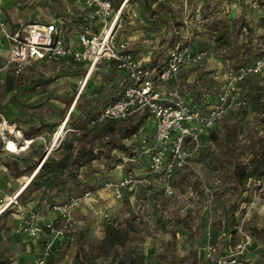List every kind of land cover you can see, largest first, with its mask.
<instances>
[{
  "label": "rangeland",
  "instance_id": "obj_1",
  "mask_svg": "<svg viewBox=\"0 0 264 264\" xmlns=\"http://www.w3.org/2000/svg\"><path fill=\"white\" fill-rule=\"evenodd\" d=\"M158 1L167 7L168 18L153 14L158 12L155 5L148 10L142 0H122L113 9L102 33L110 30L115 43H127V51L135 53L136 58L151 54V60L160 66L174 38L186 46L191 56L204 51L205 56L196 63L189 58L185 60L173 83L175 98L187 95L196 100L207 95L213 103L226 90L232 101L242 99L247 104L243 108L231 105L223 112L215 125L216 142L203 134L186 147L184 163L176 169L180 175L176 179H170L161 169L148 173L146 156L142 153L136 160L124 158L121 166L112 168L97 161L82 169L83 189L79 188L81 195L75 196L79 202L74 205L70 185L42 198L38 191L24 190L26 181H30L25 167L36 153H42L43 157L58 156L67 147L77 146L81 136L76 132L78 112L74 111L69 124L67 114L76 101L96 102V97L90 99L92 95L87 91L94 90L102 76L89 63L83 73L74 63L70 67L52 64L51 60L26 62L11 88L6 86L11 81L9 77L0 84V107L5 108L4 115L8 116L0 115V251L23 259L21 264H36L39 259H43V264H123L121 261L129 264V259L134 258L141 260V264H233L230 256L254 241L251 228L264 227V179L246 194L248 202L239 203L236 208L235 235L231 236L224 218L226 206L235 198L230 191L232 162L246 161L256 142L264 137V70L241 82L235 81L231 64L215 51L203 28L209 17L226 16L239 21L242 17L262 15L264 0ZM3 8L4 16L13 25L56 24L65 29L72 48L80 49L76 40L80 33L94 34L82 24L85 15L82 0H4ZM172 22L176 24V35L170 27ZM97 51L98 46L91 48L90 55ZM8 54L7 46L1 43L0 67L8 64ZM252 59L248 60L250 65ZM1 78L4 79L3 75ZM84 91L87 96L81 99ZM61 111L65 113L62 115ZM90 125L89 129L95 126ZM30 130L36 135L26 138L24 132ZM151 133L149 124L139 137L151 140ZM8 141H13L18 149L23 143L28 145L22 151L12 152L7 148ZM114 155L121 156L118 152ZM14 164L22 176L15 177ZM127 177L132 182L123 183ZM118 188H121L119 196ZM22 191L18 201L16 198ZM30 197L43 203L36 206L40 211L34 225L40 229L33 237L17 231L23 217L16 212L24 211L23 205ZM53 207L59 208L65 217L58 216ZM124 220L135 226L128 241L115 247L109 257L97 258L105 225Z\"/></svg>",
  "mask_w": 264,
  "mask_h": 264
},
{
  "label": "trees",
  "instance_id": "obj_2",
  "mask_svg": "<svg viewBox=\"0 0 264 264\" xmlns=\"http://www.w3.org/2000/svg\"><path fill=\"white\" fill-rule=\"evenodd\" d=\"M107 1L110 2L112 9L115 10L119 7L122 0H116V2L112 0ZM142 2L144 7L148 10L151 9L152 5H155L158 12L153 14H160L162 18H168V9L161 1L142 0ZM258 2L262 1L259 0ZM3 3L4 0H2L1 6L2 16L4 21L13 28L17 24L13 25L8 21L6 16H4ZM261 5L264 8V1ZM85 15L84 21L82 22L83 26L85 25L84 27L87 29H95L94 26L92 27V25L86 21ZM175 26L176 24L172 22L170 27L175 31L174 35L178 32L177 29H175ZM203 28L209 35L211 43L215 47V51L219 52L221 57L231 64L234 71L239 67L250 65V62H248L249 58H253L252 64L257 60L264 58V13L259 16L250 17V19L242 17L239 21L231 20L226 16L213 19L209 17V19L203 23ZM64 30L65 29H63V31ZM174 39L171 40L172 46L169 51L186 48V46L182 45V43L180 44L176 38ZM127 50L128 49H126L125 53L131 55ZM199 53L205 52L201 51ZM32 62L44 63L46 60ZM51 63L68 64L70 67H73L71 64L74 63V65L79 66L78 69H81L83 73L89 65L87 62H76L69 57L51 60ZM162 66L163 65L160 66L152 60L148 64L141 65L142 69L147 71L160 69ZM24 67L25 64L22 70L17 74L15 73L14 66H10L9 69L7 68L2 72L0 71V84H4L9 77L12 83L11 81H7L6 86L7 89L11 88L10 85L15 83L13 82L14 78L17 77L16 75L23 73ZM95 67L96 70L100 72L99 75L102 76V81L98 86L94 87V90H88L87 92L92 95V98L90 99H93L94 96L96 97V102L92 103V100H86L84 103L80 104L76 101L73 110L67 114L68 120L66 124H69L68 122L73 118L74 111L76 110L78 112V127L76 128V132L80 133L81 136L77 139V146L67 147L58 156L47 155L43 157L42 153H36L35 159L32 158L33 161L29 162L27 167H25L30 173V181L24 190H29V193L38 191L42 198L44 195L49 194L52 191L58 192L59 188L62 186L65 187L70 185L71 197L80 196V191L83 189L81 188L83 186V181L81 179L83 168L91 166L97 161H103L109 168H112V166H121L124 158L133 161L140 157L142 153V150L140 149L142 141H146L147 143L152 141V138L149 140L150 137H147L149 139H147L146 136L142 139L139 137V133L145 127H148L149 124H152L153 131V122L150 118L151 115L146 110L136 112L123 120L111 118L99 119L104 109L116 102L121 97L123 91L129 87L132 82L126 71L117 68V62L114 60L102 61ZM101 68H105L104 72L101 71ZM95 73L93 75H96ZM2 75L5 80L1 78ZM84 93L85 91L83 92L81 99H84L87 96ZM244 102L245 106L247 101ZM4 109L5 108L0 107V115L8 117L7 115H4ZM61 112L62 115L65 113L63 111ZM8 122L10 121L8 120ZM262 123L264 125V119H262ZM90 124H94L95 126L92 129H89L91 126ZM52 126L56 127V124ZM214 130H216L215 126L203 134H207L211 140L216 142L217 138ZM24 134L26 138H32L33 135H36L32 130L27 133L24 132ZM203 134H201V136ZM151 135L153 137V133H151ZM201 136L199 138H201ZM116 152L120 153L121 156L114 155ZM41 159L42 162L40 163ZM145 160L147 171L148 160L147 158H145ZM13 166H15L13 167L15 177L22 176L23 173L19 171V167L16 166V164ZM177 170H174L169 176H167L170 179H176L180 176L178 173L179 171ZM231 174L233 178V187L230 191L235 198L226 206V209L224 210V218L227 227H229V232L231 236H233L236 233L237 226L235 218L236 208L239 203L248 202L246 194L264 179V137L256 142L254 149L246 161L234 160L232 162ZM79 188L81 190H79ZM165 188L166 187L164 186V189L162 190L164 191ZM22 193L23 191L16 198L18 201L21 199ZM38 200L40 199L30 197V199L25 201L23 205L24 211H17L16 213L23 218H28L32 214L37 215L40 210H38L39 208L36 206L42 202L41 200ZM134 228L135 226L130 220H124L121 223H107L104 227V236L98 246V255H96V257H109L115 247L123 246V244L128 241L129 235L134 231ZM250 231L254 241L250 245H246L242 249L234 252L229 260H234L240 264H264V227L262 229L252 227ZM15 261H17L18 264L24 262L23 259H14L0 251V264H14ZM121 262L123 264H128V262L125 261ZM129 264H141V260H136L135 258L129 259Z\"/></svg>",
  "mask_w": 264,
  "mask_h": 264
},
{
  "label": "built area",
  "instance_id": "obj_3",
  "mask_svg": "<svg viewBox=\"0 0 264 264\" xmlns=\"http://www.w3.org/2000/svg\"><path fill=\"white\" fill-rule=\"evenodd\" d=\"M82 5L86 10V21L96 30L90 28L94 33L91 36L85 32L80 33L77 37L80 49H76L68 42L63 29L55 24L22 23L11 28L2 16V0H0V44L6 45L9 53L8 64L0 68V71L14 66L17 74L26 62L67 57L76 62H87L91 69L96 66L95 64L105 60L116 61L117 68L128 73L132 84L123 91L116 102L104 109L99 119L123 120L136 112L146 110L153 122L151 143L142 141L140 146L142 154L148 160L147 172L156 173L161 169L169 176L184 163L186 147L196 143L201 134L212 129L231 105L237 108L243 107L244 100L232 101V96H229L225 90L216 96L213 103H210L207 95L204 96L201 102L206 104L205 109H197L191 107L183 98H175L173 94L166 96L161 91L162 85L180 72L186 59L189 58L190 62L196 63L205 56V53L191 56L186 48L171 50L160 69L143 70L138 61L125 53L127 43H115L110 30L102 33L107 20L113 14L110 2L82 0ZM95 46H98V51L94 56L90 55V49ZM262 70H264V58L255 61L252 65L239 67L233 72V79L241 82L247 76L258 74ZM130 181L132 182L131 178L127 177L123 183L127 184ZM120 190L121 188L116 191L117 196ZM72 198H74L73 204L76 205L79 201L75 197ZM53 208L58 212V216L65 217L59 208ZM37 217L38 214H32L28 218H22V221L18 222L17 231L32 237L36 236V232L40 229L39 226L34 225ZM35 263L43 264V259L35 260ZM232 263L240 264L234 260Z\"/></svg>",
  "mask_w": 264,
  "mask_h": 264
},
{
  "label": "crops",
  "instance_id": "obj_4",
  "mask_svg": "<svg viewBox=\"0 0 264 264\" xmlns=\"http://www.w3.org/2000/svg\"><path fill=\"white\" fill-rule=\"evenodd\" d=\"M76 40H77V38H76ZM71 45V44H70ZM72 46V45H71ZM131 55H132V57L136 60V61H138L141 65H145V64H148V63H150V61H151V58H150V55L151 54H146L147 55V57L146 58H144L145 56H143V57H141V58H136V54L135 53H131ZM154 59H156V58H154ZM165 62V61H164ZM2 67V66H1ZM101 70L104 72V70H105V68H101ZM176 77L177 76H175L174 78H172L170 81H168L167 83H165V84H163L162 85V87H161V91L163 92V93H165L166 94V96H168L169 94H176V91H173L174 89L172 88L173 87V83H175L176 82ZM175 96V95H174ZM180 98H183L185 101H186V103H188L191 107H193V108H197V109H204L205 107H204V104L201 102V99H190L187 95H181V97ZM40 205H43V203L41 202L40 203ZM50 214V213H49ZM42 215H44V217L46 216L45 214H42ZM54 214L52 213L51 214V216H53ZM47 217H49V216H47ZM47 217H45V218H47Z\"/></svg>",
  "mask_w": 264,
  "mask_h": 264
},
{
  "label": "bare ground",
  "instance_id": "obj_5",
  "mask_svg": "<svg viewBox=\"0 0 264 264\" xmlns=\"http://www.w3.org/2000/svg\"><path fill=\"white\" fill-rule=\"evenodd\" d=\"M6 125H7V124L5 123L4 126L7 127ZM10 129H11L10 131H12V133H14L13 128L10 127ZM15 134L18 135L17 133H15ZM16 135H15V136H16ZM23 144H24V145L22 146V148H21V149H18V147L16 146V144H15L13 141H12V142H11V141H8V142H7V145H8L7 148H8L10 151H12V152H19L20 150L22 151V150L26 149V146L28 145V142H27V143H23ZM28 183H29V180L26 181V184H27V185H28ZM26 184H25V185H26Z\"/></svg>",
  "mask_w": 264,
  "mask_h": 264
},
{
  "label": "water",
  "instance_id": "obj_6",
  "mask_svg": "<svg viewBox=\"0 0 264 264\" xmlns=\"http://www.w3.org/2000/svg\"><path fill=\"white\" fill-rule=\"evenodd\" d=\"M41 162H42V159L40 160V163H41ZM40 163H39V164H40Z\"/></svg>",
  "mask_w": 264,
  "mask_h": 264
}]
</instances>
